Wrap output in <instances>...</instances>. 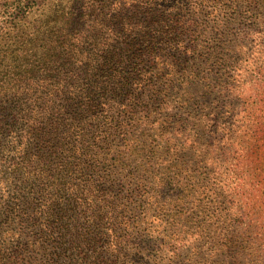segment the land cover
Wrapping results in <instances>:
<instances>
[{
  "label": "rangeland",
  "instance_id": "1",
  "mask_svg": "<svg viewBox=\"0 0 264 264\" xmlns=\"http://www.w3.org/2000/svg\"><path fill=\"white\" fill-rule=\"evenodd\" d=\"M73 1L0 0V264H73L77 258V249L56 247L57 233L53 236L48 231L43 223V213L34 218L37 214L34 212L42 207L41 202L35 210L29 208L32 212L30 216L22 212L9 217V199H13L15 183L20 181L18 179L15 181L9 164V155L13 152L15 140L19 137L17 133L11 131L10 122H13V119L9 117V107L15 97H19L20 104L22 106L28 104L30 108L27 112L23 110L20 113L22 117L33 119L42 117L45 112L48 115L55 109L46 108L45 102L57 98L59 79L54 63L46 68L45 66L38 68L40 71L36 72V76L30 77L27 81L18 82L12 79L13 76L9 75V64L11 66L14 64V53L9 54L12 53L9 40L15 38L20 40L21 34L22 38H36V42L31 45V49L26 50V53L38 59L37 55H40L42 49L38 37L43 35V20L52 18L56 7L59 11ZM82 1L88 5L84 15L87 27L85 32L81 31L79 37L82 40H91L93 36L90 35L95 28L93 25L99 22V17L108 19L115 14L131 15L137 0ZM187 2L189 4L186 11L190 15L186 11L183 12L188 15L186 18L191 17L193 11L195 20H209L213 30L222 28L228 40H232V46L228 50L233 52V62L232 69L226 75L230 84L225 95L226 100L231 102L232 111L236 108L237 111H241L253 99L264 98V0H187ZM28 3L33 4V12L27 21H21L22 28L19 26L12 28L9 20L13 19V14L20 10V7ZM125 16H115L107 21L111 26L107 25L106 33L118 34V26ZM197 26L199 29L203 28L202 25ZM29 33L32 36H27ZM212 37L211 35L210 39ZM23 45L28 44L23 42ZM171 50L169 48L160 50L153 56L156 59V56L167 53L163 56L165 68L160 70L159 77L153 78V82L157 83L150 88L147 87L144 93L149 106H139L129 117L123 119L125 122L120 127L123 129L122 133H118L120 128L110 127L104 134L109 137L104 141V145L112 148L108 160L115 164L114 173L103 180L105 182L102 187L106 188L104 192L110 189L111 183L126 180L120 191L112 192L115 205L121 206L120 212L114 213V218L122 226L119 232L125 237L118 246L119 256L111 257L109 263L264 264V193H262L264 173L263 176H257L248 169L243 153L246 150H242L241 144L238 143L239 139L234 138L235 145H230V136L237 133L221 134L220 131L215 137L221 147L216 149L213 148V144L210 145L209 139L199 137L202 150L187 149L185 152L183 170L185 166L189 168L183 171L182 189L174 181L169 184L163 182L165 167L171 161L170 153L167 151L171 148L166 144V139L170 136L178 137L176 124L181 117H187L186 113L180 115L177 109L178 95L183 94L177 76L173 78V82L168 81L165 76L170 70L169 65L172 62L179 63L181 57L180 52ZM35 52L36 55H33ZM145 64L150 68L154 66V61H146L143 65ZM178 68H181V64ZM11 79L12 89L9 88ZM164 86H169L167 91H161ZM123 96L120 95V99ZM191 100L195 101L194 98ZM212 100L219 102L215 94L212 95ZM105 103L106 109L116 110L113 107L114 100L110 102L108 99ZM117 106L119 109L123 107L118 103ZM224 115L230 116V111L227 110ZM243 115L244 111L239 115L234 112L232 120L235 121L236 118L238 120ZM226 116L224 119L230 120ZM164 121L174 126L168 129L169 133H163L160 128ZM213 121H203L208 131L216 128L210 127L214 124ZM222 147L228 151L225 152ZM37 150L38 147L34 149ZM133 150L137 153H132ZM104 154L105 151L101 148L97 155L98 163L103 164ZM193 155L198 156H195L197 160L191 159ZM123 162L128 165L122 166ZM217 166H221V174L212 171L214 168L217 169ZM29 176H33L32 180L36 179L33 173H29ZM209 179L214 182L215 191L201 194L200 187L197 188L198 184L202 187ZM27 185L32 187L30 182ZM140 186L142 191L137 196ZM259 188L261 190H258ZM27 192L28 190L24 194ZM29 199L30 202L39 201L34 196ZM202 204L208 205V210L204 211ZM110 210L111 208L104 204L101 213ZM89 213L94 221L101 218L94 214L93 207ZM209 213L215 214V218ZM79 227L82 232L96 228L92 222L86 220L80 222ZM225 234L233 238L235 243L232 246H223ZM113 240L112 234H103L91 243L87 242L83 248L90 255L96 249L105 250ZM215 245L223 246L221 247L223 251L214 254L218 251ZM23 246L24 252L20 254Z\"/></svg>",
  "mask_w": 264,
  "mask_h": 264
},
{
  "label": "trees",
  "instance_id": "2",
  "mask_svg": "<svg viewBox=\"0 0 264 264\" xmlns=\"http://www.w3.org/2000/svg\"><path fill=\"white\" fill-rule=\"evenodd\" d=\"M187 4V0H137L131 15L115 14L108 19L99 17V22L93 25L95 28L90 35L93 36L91 40H82L79 36L87 27L84 15L88 5L82 0H74L59 11L56 7L54 15L50 14L52 18L43 20V35L38 37L42 47L38 59L26 53L36 38H22L21 34L20 40H9L12 51L9 54L14 53V64H9L12 79L27 81L36 76V72L40 71L38 68H46L52 63L56 64L59 74L58 96L45 102L46 108L55 109L48 115L45 112L42 117L33 119L22 117L20 113L30 108L28 104L22 106L19 97H15L9 107V117L13 119L10 122L11 131L19 136L9 155V164L15 181L20 180L15 183L13 199H9V217L22 212L30 216L32 212L29 208L35 210L41 202L42 207L34 212L37 213L34 218L43 213V223L48 231L53 236L57 233V248L77 249L73 264H110L111 257L120 254L118 246L124 241L125 235L119 232L122 226L114 218V213L120 212L121 206L115 205L112 192L120 191L126 180L111 183L110 189L104 192L106 188L102 187L103 180L114 173L115 165L108 160L112 148L104 145V141L109 139L104 134L110 127L120 128L125 122L123 119L129 117L135 108L149 106L144 93L147 87L157 83L153 82V78L159 77L160 70L165 68L163 56L167 53L153 58L160 50L169 48L180 52L179 63L172 62L165 76L170 82L177 76L183 88V94L178 95L177 109L180 115L187 114L176 124L178 137L166 139V144L171 148L167 149L171 161L165 167L163 182L169 184L174 181L182 189L183 171L189 168L185 166L183 170L185 152L187 149L202 150L199 137H206L213 148H220L221 144L216 142L215 137L220 131L221 134L237 133L230 136V145H235L234 138L239 139L242 150H246L243 153L248 169L257 176H263L264 98H255L247 104L245 102L246 106L241 110L244 115L232 120L234 112L236 115L241 112L237 108L232 111L231 102L225 96L230 84L226 75L232 69L233 62V52L228 50L232 40H228L222 28L213 30L209 20H195L193 11L192 16L186 18L188 15L183 12L188 8ZM32 7V3L20 7L13 14V19L9 20V25L22 28L21 21H27L33 12ZM115 16H125L118 26L119 33L107 34V28L111 26L107 21ZM197 25L203 28L199 29ZM210 34L213 36L211 39ZM23 42L28 45L24 46ZM151 60L154 61L153 67L143 65ZM179 64L181 68H178ZM12 79L9 82L10 89ZM167 88L169 86H164L161 91H167ZM214 94L219 98L217 103L212 100ZM120 95L123 96L121 99ZM193 98L195 101L192 102ZM108 99L110 102L114 100L115 111L104 107ZM117 103L123 107L119 109ZM225 108L230 111V116L224 115L227 111ZM224 116L230 120H225ZM210 120H214L210 127L216 128L208 131L203 121ZM172 125L164 121L160 128L163 133H169L168 129L174 127ZM122 132L120 128L118 133ZM36 147L38 150L34 151ZM101 148L105 151L103 164L97 162ZM222 149L228 151L224 147ZM132 153L137 151L133 150ZM195 156L191 158L194 161L197 160ZM125 165L128 164L123 162L122 166ZM212 171L221 174V166ZM29 173H33L36 179L32 180L33 176L30 177ZM29 182L32 183L31 188L27 185ZM199 185L197 188L200 187L201 194L215 191L211 179L202 187ZM26 190L28 192L24 194ZM141 191L142 186L137 196ZM33 196L39 201L30 202L29 198ZM104 204L111 210L101 213ZM92 207L94 214L101 217L99 222L94 221L89 213ZM202 207L205 211L209 206L202 204ZM209 215L215 218V214ZM84 220L92 222L96 228L82 232L79 226ZM103 234H112L114 240L105 250L96 249L88 255L84 245ZM223 242L224 247L235 243L229 234H225ZM223 246L215 245L218 251L214 254L222 252ZM24 247L21 252L18 250L20 254L24 252Z\"/></svg>",
  "mask_w": 264,
  "mask_h": 264
}]
</instances>
